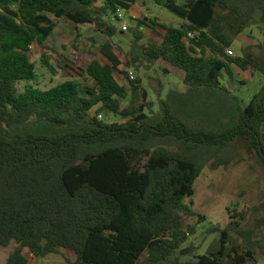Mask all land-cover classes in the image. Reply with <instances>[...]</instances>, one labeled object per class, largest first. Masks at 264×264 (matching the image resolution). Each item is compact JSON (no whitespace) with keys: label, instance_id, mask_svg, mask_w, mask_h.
I'll use <instances>...</instances> for the list:
<instances>
[{"label":"trees","instance_id":"16d2710c","mask_svg":"<svg viewBox=\"0 0 264 264\" xmlns=\"http://www.w3.org/2000/svg\"><path fill=\"white\" fill-rule=\"evenodd\" d=\"M153 1L181 24L134 19L122 61L116 11L130 12L136 0H0V246L17 244L4 264L61 249L75 254L64 264H252L264 250L256 239L264 219L251 225L236 209L226 226L206 228L217 236L201 252L188 241L197 225L186 224L205 220L186 198L206 166L228 163L232 141L264 166V0ZM54 18L93 25L106 61L92 56L80 68L66 58L70 79L41 89L30 51L51 36ZM142 26L158 40L141 42ZM252 27L262 36L257 52L228 55ZM233 65L262 79L245 104L226 83ZM121 66H158L187 88L158 89L154 110ZM100 112L120 118L108 123Z\"/></svg>","mask_w":264,"mask_h":264},{"label":"rangeland","instance_id":"374dc122","mask_svg":"<svg viewBox=\"0 0 264 264\" xmlns=\"http://www.w3.org/2000/svg\"><path fill=\"white\" fill-rule=\"evenodd\" d=\"M181 1L179 0V2ZM144 16L171 26L181 24L180 19L163 6L155 4L153 0H136L133 10L125 13L123 22L117 24L118 30L123 24L127 26V30H123L124 33L118 32L113 37L119 47L116 53L122 61H125V54L133 40L129 29L135 26L134 19H141ZM53 21L55 28L51 36L44 44L33 45L30 51L31 60L36 67L37 86L41 89H48L70 79L64 68L67 63L66 58L76 61L80 68L84 67L92 56L98 58L102 63L106 61L99 52L105 36L93 25L82 24L75 27L66 19L54 18ZM141 30L145 34L141 42L147 39L158 40V36L148 27L142 26ZM252 33L253 38L249 36L251 32H246L234 42L230 48L233 51L231 56H240L242 47H247L254 53L257 52L258 39L261 41L262 36L256 28H252ZM43 59L47 60L52 68L47 67ZM121 67L128 73L133 72V79L141 80V86L147 91L149 100L154 102V110H157L158 107L156 96L158 89L164 96L170 88L178 91H185L187 88L177 77L172 74H164L158 66H153L148 71ZM232 69L234 80H226V83L240 95L245 104L261 87V76L252 70L242 71L234 65ZM116 77L129 91V82L125 76L116 73ZM225 79H227L226 76ZM241 81H246L247 84L242 86ZM89 83L91 84L92 80H89ZM24 84V81L18 82L16 84L18 90L22 91ZM129 100L130 94L122 105H127ZM100 115L99 119L108 123L120 118L107 112H100ZM228 150L229 152L226 154L229 158L228 163L218 164L215 168L210 165L206 166L194 183L193 197L186 198V202L191 204L197 213L205 216V220L198 224L197 217L186 220V224L197 225L195 235L190 236L188 241H192L199 248V252L203 251L208 243L217 236L216 234H206V228L214 224L221 227L226 226L229 221L228 215L232 214L231 209H236L245 215L247 223L249 222L251 225L255 224L256 220L264 219V166L255 155L246 151L243 142L239 140L232 141ZM256 239L264 244V225L257 230ZM16 245L15 242H11L6 247L0 246V264L6 262ZM27 255L29 264H64L75 260L74 252L67 249H61L58 253L48 254L43 258ZM252 264H264V250L256 248V262Z\"/></svg>","mask_w":264,"mask_h":264},{"label":"built area","instance_id":"2783aa9c","mask_svg":"<svg viewBox=\"0 0 264 264\" xmlns=\"http://www.w3.org/2000/svg\"><path fill=\"white\" fill-rule=\"evenodd\" d=\"M125 13H126V12H125L124 9H121V8H118V9H117V11H116V15H117V17H118V20H117V24H118V25L121 24V23L123 22L122 20H123V18H124ZM121 29H122V30H127V26H126L125 24H123V25L121 26ZM189 36H190V37H193V34L190 33ZM226 52L228 53V55H232V54H233V51H232L231 49H227ZM128 76H129V78L133 79V78H134V74H133V72H129V73H128ZM98 117L100 118L101 115H98Z\"/></svg>","mask_w":264,"mask_h":264},{"label":"crops","instance_id":"0c3cea01","mask_svg":"<svg viewBox=\"0 0 264 264\" xmlns=\"http://www.w3.org/2000/svg\"><path fill=\"white\" fill-rule=\"evenodd\" d=\"M132 10H133V9H132ZM132 10H131V11H132ZM252 28H256V27H252ZM252 28H250L249 30H247V31H246V32H251V35H249V36H250V38L253 36V35H252V34H253V33H252ZM256 29H257V28H256ZM257 30H258V29H257ZM246 32H245V33H243L241 36L245 35V34H246ZM247 34H248V33H247ZM241 36H240V37H241ZM240 37H239V38H240ZM239 38H238V39H239ZM252 38H253V37H252ZM238 39H237V40H238ZM258 41H260V39H258ZM241 82H242V86L247 84V82H246V81H241ZM254 93H255V92H254Z\"/></svg>","mask_w":264,"mask_h":264}]
</instances>
